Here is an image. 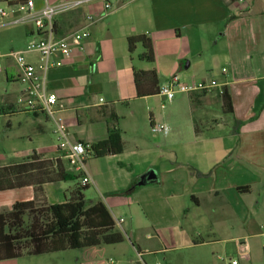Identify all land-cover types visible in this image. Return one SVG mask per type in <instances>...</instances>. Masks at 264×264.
I'll return each mask as SVG.
<instances>
[{
  "label": "crops",
  "instance_id": "crops-1",
  "mask_svg": "<svg viewBox=\"0 0 264 264\" xmlns=\"http://www.w3.org/2000/svg\"><path fill=\"white\" fill-rule=\"evenodd\" d=\"M20 1L25 0H0V5L5 2L8 8ZM33 1L37 12L46 2ZM106 1L113 4L107 13ZM89 15L94 17L91 23ZM4 18L5 24L19 25L25 47L39 37L32 21L16 22L22 13ZM55 28L59 37L82 28L90 31L82 49L69 59L55 56L64 64L46 72L37 52L24 54L38 73H46L47 90L62 104L57 118L65 121L73 140L90 145L106 138L110 115L116 112L124 150L87 158V170L81 173L58 149L49 117L22 110L25 85L19 81L18 65L8 53L1 54L0 114L9 123L0 139L12 152L0 153V164L22 161L37 151L62 157L68 170L79 175L76 183L44 184L37 196L40 203L65 202L87 174L93 179L88 186L102 195L98 199L115 222L126 221L121 210L134 217L140 210L142 225L153 233L149 237L161 243L212 247L236 242L244 237L240 233L264 226V0H84L58 14ZM139 34L152 38L154 62L140 57L145 51L141 43L129 52L128 37ZM136 69H155L160 86L173 74L184 81L216 79L228 87L234 112L223 113L217 90L178 93L168 106L161 94L137 97ZM156 106L162 110L156 113ZM13 107L16 111L6 112ZM235 119L242 121L239 133L233 131ZM158 122L168 125L169 132H152ZM35 197L33 186L0 191V212ZM216 215L226 217L224 236L217 233L214 221L222 217ZM12 259L17 258L0 262ZM199 259L184 257L181 264Z\"/></svg>",
  "mask_w": 264,
  "mask_h": 264
},
{
  "label": "trees",
  "instance_id": "trees-1",
  "mask_svg": "<svg viewBox=\"0 0 264 264\" xmlns=\"http://www.w3.org/2000/svg\"><path fill=\"white\" fill-rule=\"evenodd\" d=\"M139 43L145 49L140 57L154 62L153 40L146 34L128 37L129 52L132 54ZM133 78L137 97L159 94L160 82L155 69H136ZM218 93L223 113L232 114L233 98L228 87ZM22 110L33 115H46L41 109L30 111L22 107ZM14 111L13 107L6 112ZM117 121L118 115L112 112L106 138L89 145L88 158L119 154L124 150L123 132ZM241 125L242 121L235 119L234 133H239ZM196 132L199 133L197 126ZM78 178L79 175L68 170L62 157H46L37 151L22 161L0 164V191L26 186H33L36 191L34 199L16 201L11 209L0 212V260L117 244L125 240L107 204L102 199L91 201L85 197L88 185L77 183L62 203L38 201L44 184Z\"/></svg>",
  "mask_w": 264,
  "mask_h": 264
},
{
  "label": "rangeland",
  "instance_id": "rangeland-1",
  "mask_svg": "<svg viewBox=\"0 0 264 264\" xmlns=\"http://www.w3.org/2000/svg\"><path fill=\"white\" fill-rule=\"evenodd\" d=\"M0 7L7 9V4L2 2ZM7 21L8 18L0 19V55L11 51H20L25 47L21 41L19 25L5 24ZM2 60L3 58L0 57V62ZM220 70L221 67L215 69V74L220 73ZM2 91L3 86L0 83V92ZM177 100L178 95L175 97V101ZM168 105L167 101L166 106ZM159 107H155L156 113L157 109L162 110ZM12 121L16 122V118H13ZM8 123V116L0 114V138L4 129H8ZM14 129H18V127ZM50 137H53L52 133L49 134ZM9 146L8 143H4L0 139V153L7 154L12 152L9 151ZM23 146L25 147V145ZM72 182L76 183L77 180ZM84 193L86 198L90 200L102 197L93 185L85 189ZM120 214L126 218V221L119 227L125 235V240L122 243L101 245L91 249L70 248L41 255H24L17 259L1 261L0 264H181L184 257L189 261L193 257H199L200 259L194 261V264H223L227 258H236L240 261V264H264V226H255L256 228L248 230L246 234L240 233L237 236L244 237L236 242L218 243L212 247L186 248L181 244L161 243L156 238H150L149 235L153 233L145 226L146 224L142 225V221L145 220V215L142 211L138 210V214L135 217L125 210H121ZM216 216L222 217L214 221L217 231L220 230L217 233L220 236H224L226 217L223 215ZM207 234L204 233V235ZM165 248L167 249L163 250ZM137 249L141 250L142 259L138 256Z\"/></svg>",
  "mask_w": 264,
  "mask_h": 264
},
{
  "label": "built area",
  "instance_id": "built-area-1",
  "mask_svg": "<svg viewBox=\"0 0 264 264\" xmlns=\"http://www.w3.org/2000/svg\"><path fill=\"white\" fill-rule=\"evenodd\" d=\"M44 6L37 12L33 0H25L10 5L7 9L0 8V16L7 17L11 13L20 12L23 18L17 19L16 22L32 21L36 28L38 38L29 40L24 50L11 51L7 56L12 57L19 69V81L25 85L24 97L19 100L25 109L30 111L43 110L54 125V133L57 139V147L65 156L76 163V167L81 173L86 172L87 148L89 144L73 140L65 121L57 118L58 107H62L57 95L46 88V73L40 74L35 67L28 63L25 58V52H37L44 62V71L51 67H59L64 64L63 59H54L60 55L65 59L72 57L76 49H82L83 41L90 36L87 28L72 31L65 36L56 35L55 18L58 14L67 10L79 7L84 0H68L59 4H51L45 0ZM132 1V0H131ZM113 4L106 1L104 9L111 11ZM89 22L94 21L92 15L88 16ZM2 55H0L1 57ZM214 90L222 93L223 86L216 79L200 81H184L177 74L169 77L165 85L160 86L159 94L164 96L167 101L175 99L178 93H209ZM164 106V104H163ZM151 130L154 133H168L169 126L166 124H152ZM81 185H90L93 179L85 174L81 178ZM123 218L117 219L118 227L122 226ZM138 256L142 259L141 250L137 249ZM223 264H240L236 258H227Z\"/></svg>",
  "mask_w": 264,
  "mask_h": 264
}]
</instances>
